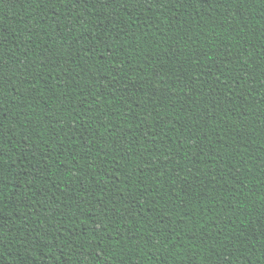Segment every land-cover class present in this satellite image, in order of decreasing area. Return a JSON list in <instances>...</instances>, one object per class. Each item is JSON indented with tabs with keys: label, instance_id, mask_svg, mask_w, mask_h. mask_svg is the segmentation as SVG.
<instances>
[{
	"label": "trees",
	"instance_id": "trees-1",
	"mask_svg": "<svg viewBox=\"0 0 264 264\" xmlns=\"http://www.w3.org/2000/svg\"><path fill=\"white\" fill-rule=\"evenodd\" d=\"M264 0H0V264H264Z\"/></svg>",
	"mask_w": 264,
	"mask_h": 264
},
{
	"label": "snow or ice",
	"instance_id": "snow-or-ice-1",
	"mask_svg": "<svg viewBox=\"0 0 264 264\" xmlns=\"http://www.w3.org/2000/svg\"><path fill=\"white\" fill-rule=\"evenodd\" d=\"M261 228L264 229V223L261 224Z\"/></svg>",
	"mask_w": 264,
	"mask_h": 264
}]
</instances>
